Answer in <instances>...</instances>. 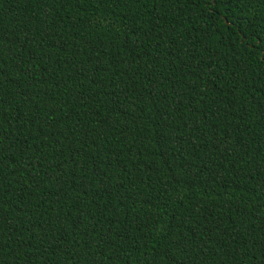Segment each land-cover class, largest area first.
I'll use <instances>...</instances> for the list:
<instances>
[{"label": "trees", "instance_id": "16d2710c", "mask_svg": "<svg viewBox=\"0 0 264 264\" xmlns=\"http://www.w3.org/2000/svg\"><path fill=\"white\" fill-rule=\"evenodd\" d=\"M0 264H264V0H0Z\"/></svg>", "mask_w": 264, "mask_h": 264}]
</instances>
